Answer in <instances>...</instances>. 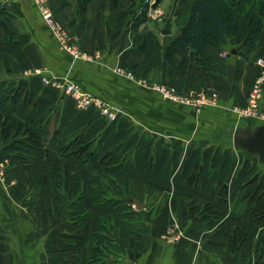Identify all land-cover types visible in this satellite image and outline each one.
I'll list each match as a JSON object with an SVG mask.
<instances>
[{
  "label": "crops",
  "instance_id": "crops-1",
  "mask_svg": "<svg viewBox=\"0 0 264 264\" xmlns=\"http://www.w3.org/2000/svg\"><path fill=\"white\" fill-rule=\"evenodd\" d=\"M62 1L48 0L53 15L81 51L96 57L76 58L61 48L32 0H0V10L6 12L0 20L16 34L15 41L25 39L20 49L11 51L3 45L6 34L0 29V81L35 99L25 110L8 101L0 103V110L26 125L36 122L52 155L74 136L92 142L100 155L115 152L121 165L109 176L127 181L129 193L140 195L144 207L132 205L134 227H128L124 221L103 220L112 217L115 208L94 205L90 198L84 201L89 212L84 222L68 217L73 199L64 192L57 212L43 206L40 195L30 203L26 168L8 165L0 141V264H264V225L248 218L255 202L251 195L261 188V183H252L249 167H259L257 173L264 168L256 156L233 144L238 128L262 122L231 109L245 104L257 75L256 65L246 66L255 60L253 50L245 58L238 45L208 47L206 55L217 59L220 74L201 70L195 88L184 94L214 86L221 99L196 110L164 98L155 88L167 82L164 47L175 30H159L164 41L144 75L143 54L137 49L143 32L133 34L132 41L130 12L110 15L107 0H94L80 19L75 16L76 0ZM12 38L7 37L9 43ZM116 68L144 82L128 79ZM55 79L75 81L106 102L114 117L92 106L77 107L62 86L53 85ZM208 83L211 86H204ZM262 94L264 108V88ZM89 175L90 180L99 177L92 171ZM255 203H264V190ZM99 219L107 223L104 234L114 247L96 259L91 236L98 233ZM168 227L179 229L180 237L167 242L163 234ZM227 229L238 231L229 237L219 234Z\"/></svg>",
  "mask_w": 264,
  "mask_h": 264
},
{
  "label": "trees",
  "instance_id": "trees-1",
  "mask_svg": "<svg viewBox=\"0 0 264 264\" xmlns=\"http://www.w3.org/2000/svg\"><path fill=\"white\" fill-rule=\"evenodd\" d=\"M63 1L62 3H66V0ZM92 1L94 0H76L75 16L83 19L87 6ZM133 2L135 0H130L131 4ZM107 4L110 15L125 8L123 0H107ZM149 7L144 2L139 11L128 10L131 13L128 31L132 35V41L134 42L133 34L143 32L137 49L143 54L144 75L151 70L161 47L158 33L147 27ZM0 14L6 12L0 10ZM171 14L179 23V28L164 47V59L169 67L166 85L179 94L189 93L195 88L201 70H216L217 59L206 55L208 47L216 48L228 43L230 46L238 45V50L248 58L259 45L261 53L258 55L264 57V0H174ZM0 29L6 34L4 46H8L11 51L21 48L25 41L23 37L15 41L16 34L13 31L10 33L2 20ZM9 36L13 37L10 43L7 39ZM6 101L13 105L19 104L20 109L25 110L33 105L35 99L33 94L22 88L10 87L6 82L0 81V103ZM0 141L5 143L8 165L26 168L27 197L30 203L40 195L43 206L51 205L54 212H57L64 192L69 199H73L69 205L68 217L77 222H84L89 218L84 201L90 198L94 205L115 208L112 217L102 216V219H111L115 223L124 221L128 223V227H134L131 221L136 211L133 204L127 202V198L133 197L129 193V183L109 176L111 171L121 165L115 152L100 155L92 142L82 141L74 136L52 155L46 145L44 132L36 122L26 125L11 119L4 110H0ZM90 171L99 177L90 180ZM89 182L91 185L88 189ZM259 189L251 195L252 199L259 196ZM133 198L142 201L140 195ZM248 218L264 225V205L259 206L256 211L250 210ZM105 226L107 223L99 219L98 233L91 236L93 256H97L96 259L112 253L114 247L111 239L104 234ZM237 231L227 229L219 234L229 237Z\"/></svg>",
  "mask_w": 264,
  "mask_h": 264
},
{
  "label": "built area",
  "instance_id": "built-area-1",
  "mask_svg": "<svg viewBox=\"0 0 264 264\" xmlns=\"http://www.w3.org/2000/svg\"><path fill=\"white\" fill-rule=\"evenodd\" d=\"M34 5L37 7L38 12L41 17L45 21V23L50 27L56 38L60 42L61 48L70 52L74 57L91 60L96 57L95 55L87 54L81 51L74 44H69L70 41L68 34L65 32L63 28L59 24H57L52 18V12L47 6L46 0H32ZM255 65L258 68V75L254 79L252 83V87L247 98V107L241 110H236L239 116H254V118L259 119L262 123H264V115L259 110L260 106V98L262 95V88L264 84V57H258L255 60ZM118 74H122L126 76L128 79H134V76L130 71H126L122 68H116L114 70ZM45 82L48 83L49 79H44ZM137 81V80H136ZM138 82H144L143 80H138ZM54 86H62L65 91L71 95L73 100L75 101L77 107L79 108H87L94 107L101 114L105 115L108 118H113L114 113L111 111L110 106L101 99L93 97L90 93L83 90L78 83L72 80H66L63 83L60 80L55 79L53 82ZM159 92H161L164 98L172 100L174 102H181L191 105L193 108L198 110L202 107V105H214L217 101V94L215 92L211 93H200V95L196 97L185 96L175 92V90L168 85H160L155 87ZM262 110V109H261ZM181 235V231L175 227L166 228L163 237L167 242H172L178 239Z\"/></svg>",
  "mask_w": 264,
  "mask_h": 264
},
{
  "label": "rangeland",
  "instance_id": "rangeland-1",
  "mask_svg": "<svg viewBox=\"0 0 264 264\" xmlns=\"http://www.w3.org/2000/svg\"><path fill=\"white\" fill-rule=\"evenodd\" d=\"M126 1H128V3H124L125 4V8L121 12H128L129 9L131 11H133V12H137V11L140 10V5H142V3H144V2L145 3H148L150 5L149 12H148L149 20L147 22V26H149V28L151 30H153L154 32L157 31L158 34H159V30L163 29L164 30V33H166V34L171 33L174 30H175L174 32L176 33V29L179 28V23L177 21H175L174 17L171 14V10H172V7H173V1L174 0H135V2H133V4L130 3V0H126ZM46 3H47L48 8L51 10V7L49 6L50 4L48 3V0H46ZM53 14H54V12L52 11V18H53V20L57 24H59L61 26V28L64 27L63 29H65V32L67 33L68 31L66 30L65 26H62V24L55 18V16ZM160 40H161V42L164 41L162 39V37L160 38ZM68 42H69V44H74L75 46H77L79 48V46L74 41L70 40ZM260 53L261 52H260L259 45H258L257 48H254V50H253V57H254L253 59L256 60L260 56V55H258ZM255 60L253 61L254 63H255ZM253 62L250 61V63H249V61H248V64L246 66L247 67H251V66L255 65ZM219 74L220 73L217 72V69H216V71L213 72V75H215V76H217ZM256 74L258 75V70H257ZM132 75L134 76V78L136 77L135 79L137 81L138 80L139 81L142 80V77L136 76L134 73H132ZM257 75H255V77L251 81L250 88H249V90L247 92L245 104L243 106L234 105V106L231 107V109L234 110V112L236 114H237V111L236 110L240 109V112H242L241 110H243L244 108L247 107V98L249 96V93H250V90H251V87H252V83H253L254 79L257 77ZM201 80H203V79H201ZM203 82H206V81H203ZM204 86H211V85L208 83V84H206ZM211 92H215L217 94V101L214 104V105H217L219 103V101H220L221 98L219 96V91L214 86L204 87V88L201 87L200 90L198 89L193 95H187V94H182V95H184V97L185 96H190L191 98L192 97H196L197 98L200 95V93H211ZM262 93H263V88H262ZM262 96H263V94L261 95V98H260L259 110L264 115V108L261 105ZM202 106H205V105H202ZM245 117H248V116H245ZM252 117H254V116H252ZM252 166L253 165H251V167H249L250 170L248 171L249 174H252L251 177L254 176L253 177L254 180H253L252 183H255V184L258 183V182L261 183L260 184L261 188H260L259 193H258L259 196L258 197H255V201L256 200L258 201V198L260 199V197L262 196V192L264 190V171H261L262 169H260L259 173H257L255 171H257L259 167L256 168V166H254V167H252ZM245 178H247V176ZM245 180L240 181L239 182V185L240 186H243V184L245 183ZM247 197L248 196H245V199H247ZM150 199H152V200L154 199L155 200L154 196H151ZM245 203L248 204V201H246ZM262 205H264V203L258 205V204H256L254 202V203L251 204L249 210L254 209L256 211L258 209V207L259 206H262Z\"/></svg>",
  "mask_w": 264,
  "mask_h": 264
},
{
  "label": "water",
  "instance_id": "water-1",
  "mask_svg": "<svg viewBox=\"0 0 264 264\" xmlns=\"http://www.w3.org/2000/svg\"><path fill=\"white\" fill-rule=\"evenodd\" d=\"M6 1V0H2ZM233 144L242 148L248 156H256L258 163L264 168V123L254 128H238L233 138ZM127 202L133 204L136 209L144 207L137 198L129 197Z\"/></svg>",
  "mask_w": 264,
  "mask_h": 264
}]
</instances>
